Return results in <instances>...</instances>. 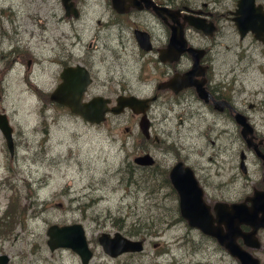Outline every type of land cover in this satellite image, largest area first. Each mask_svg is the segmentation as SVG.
<instances>
[{
	"label": "flooded vegetation",
	"instance_id": "obj_1",
	"mask_svg": "<svg viewBox=\"0 0 264 264\" xmlns=\"http://www.w3.org/2000/svg\"><path fill=\"white\" fill-rule=\"evenodd\" d=\"M236 0H228L227 8L219 5L220 0H67L71 8L77 12L74 17L72 10L64 8L61 0H58L59 12L54 8H48V14L42 16L35 11L37 22V35L39 39H44L45 35H50L53 48L50 49L47 56V66L53 67L48 73L47 78L51 81L48 87H36L32 79L25 75L26 83L34 86V94L43 101H50V96L63 83L61 73L69 68L76 66L83 67L87 71L89 81L85 83L81 98L88 101L94 96L108 98L107 112L105 117L99 123H90L83 121L88 127L105 126L106 137L110 141H125L121 131L127 132V135H141L143 140L154 144H164L162 140V128L154 126L152 105L159 106V112L172 113L181 124L183 118L186 122V130L189 134L199 135L204 142L189 143L188 145H175L171 151L164 150L161 154H168L170 160L166 158L162 162H156V157L151 153V149L144 147L139 154L144 153L151 156L152 164L137 165L138 168L157 169L152 173L144 175L146 180L144 189L145 197L151 205L163 206L154 214V218H160L169 228H182L181 236L176 237L173 246L180 252L178 257H172L169 249H161L158 243H152L156 250L151 261L147 263H131L127 258L132 259L138 252H124L116 256L108 255L98 242L100 233H106L109 237L116 230L100 231L96 236V245L99 250L92 251L88 264H93L94 257H99L101 264H264V97L258 104H252L248 101V95H241L237 89L236 68H251L257 66L258 72L264 75V47L252 37L250 33L244 34L241 38L238 36L236 28L233 26L230 11L235 8ZM256 4H261L264 9V0H254ZM216 3V4H215ZM218 3V4H217ZM93 5L97 8L95 24L108 30H116L118 39L123 38L126 44H131L132 50L137 58H142L144 62L151 64L152 69L146 73V64H140L139 73L133 80L125 79L123 76L114 77L108 73L104 79L96 76L98 68L94 66V57L99 55L103 60L106 55L113 59H120L121 53L114 50L116 46L109 40H103V43L94 41L96 36L86 44H79L78 33L72 31L75 28L71 24V18L77 19L79 13L84 8ZM47 16L52 17L53 25L48 29ZM201 17L211 22L213 32L204 34L191 25H187V19ZM227 21L234 27L237 42L229 40L225 46L226 50H232L234 58L232 63L217 65L214 62L218 53L213 54L219 45L220 31L218 25L219 19ZM183 23V37L185 38V47L201 50L197 63H193L192 50L191 55L187 52H181L175 58L172 53L162 54L170 40L171 24ZM3 33L9 39L17 38V33L21 29L16 28V24L7 21L5 27H2ZM140 30L146 34L148 49L145 50L140 46L135 38V31ZM189 31L198 33L208 42L196 41ZM225 34V33H224ZM129 35V36H128ZM72 38L75 40L72 41ZM144 38V37H143ZM245 38L247 43H243ZM49 39V36L45 38ZM17 40V39H16ZM145 46V43L143 44ZM123 46V44H119ZM76 47V48H75ZM4 56L7 60L6 70H12L11 66L15 63L22 65V54L18 51L11 50ZM13 56V57H11ZM161 56L165 58H161ZM11 57L10 60L7 58ZM32 59L25 60V66L28 68ZM5 72V71H4ZM190 72V80L194 84L181 87L178 82L174 86H169L166 82L179 78ZM28 76V77H27ZM135 84V85H134ZM80 86V84H79ZM150 88L151 93L144 98L154 99L150 102L145 112L148 120V137L140 132L139 119L141 114H135L130 109L123 108L120 112L114 113L109 108L116 107L117 96L134 95L136 87ZM197 87L200 88L198 95ZM74 93H67L64 96L71 97ZM61 96V95H59ZM57 97V95H56ZM139 97V98H140ZM52 104H56L52 102ZM58 105V104H56ZM62 109H68L60 105ZM162 110V111H161ZM70 113V112H69ZM128 114L135 121L134 130H129L119 119L120 114ZM71 114V113H70ZM239 114L247 123V132L243 134L240 131V123L235 119ZM163 116V114H161ZM183 116V118L181 117ZM79 117V116H78ZM162 120L163 117H161ZM11 155V154H10ZM134 156V157H135ZM131 163H126V168H131ZM179 166L177 174L180 176L184 169H189L194 177L196 184L201 191V199L208 208V213L212 218L211 225L215 228V233L221 234L226 241H233L235 246L227 249L218 239L207 233H202L197 227L189 226L181 216L178 208L179 194L171 186L168 177L169 171L174 166ZM146 173V172H144ZM254 193H258V207L252 209V200ZM157 200H153L155 195ZM189 194V193H187ZM147 195V196H146ZM170 200V203L166 204ZM151 201V202H150ZM173 203L172 205H169ZM75 208L82 211L85 204L76 202ZM58 207L62 205L57 204ZM238 205V206H233ZM174 209L170 208L173 207ZM48 207V206H47ZM57 207L51 205L50 208ZM170 208V209H168ZM70 212V209H68ZM24 213V210L22 211ZM81 215V213H80ZM63 218L54 220L51 224L65 226L67 224L80 223V218L68 219ZM22 226V222L18 223ZM85 230V228H84ZM122 236L131 240H140L142 249L146 238L138 235H127L118 231ZM86 238V237H85ZM7 240V238H0ZM1 241L3 245H9L6 250L1 246L0 255H5L6 259L3 264H81L76 253L63 248L50 251L46 245V235L40 249L35 245V249H29V253L14 251L13 256L9 251L11 243L15 244L16 240ZM42 241V240H41ZM44 246V247H43ZM48 251L43 253V249ZM160 248V249H158ZM170 258H166V254ZM158 256L160 257L158 259ZM98 260V261H99ZM118 260V262H116ZM164 260V263L162 261ZM98 264V262L96 263Z\"/></svg>",
	"mask_w": 264,
	"mask_h": 264
},
{
	"label": "rangeland",
	"instance_id": "obj_2",
	"mask_svg": "<svg viewBox=\"0 0 264 264\" xmlns=\"http://www.w3.org/2000/svg\"><path fill=\"white\" fill-rule=\"evenodd\" d=\"M218 3L225 8L229 6L228 0H220ZM48 8H54L59 12L58 0H0V112L7 114L9 126L12 127L14 149L10 155L0 132V219L12 199L16 205L14 212L12 211L15 215L10 214L8 217L13 218L12 221L14 216L17 219V225L7 239L17 242L11 243L7 251L15 256L16 254L12 252L19 251V248L25 250L24 253H29V249L31 247L35 249L36 244L40 249L38 243L42 246L46 227L54 220L63 218L64 214L66 218L74 220L81 215L84 216L82 225L92 250H99L95 237L100 231L116 230L146 238L143 251L138 252L132 259L127 258L131 263H147L154 259L153 254L156 250L152 243L158 242L162 246L161 249L165 247L169 249L172 257L179 258L180 251L173 243L176 237L181 236L183 229L180 227L166 230L164 220L154 218L158 210L165 208L162 205H151L145 197L144 175L154 172L157 167L138 168L134 166L132 159L146 147L151 149L157 163L166 158L170 160L168 154L162 156L164 150L171 151L177 144L188 145L205 140L197 135L195 130L194 134L188 133L183 116H181L183 121L179 124L172 113L165 112V109L164 113H161L162 116L159 106L153 104V125L164 131L162 134L164 144L152 145L144 141L143 136L127 135L124 131L121 133L125 141H110L104 133L105 126L95 129L88 127L83 123L84 120L72 112L70 114L60 105L36 97L34 86L51 85L47 75L53 67L47 66V56H50V49L54 45L50 35L39 39L38 21L34 15L35 11L42 16L47 15ZM97 14V8L90 5L79 13L77 19L71 18V24L75 28V30L72 28V31L74 34L78 33L80 38V43L74 46L86 44L95 35L94 41L103 43L109 40L116 46L114 50L121 53L120 59L106 55L102 60L98 54L95 55L93 64L98 68L96 76L104 79L106 74L110 73L115 78L123 76L125 79L133 80L139 73L140 64H146L145 71L148 73L152 69L151 64L137 58L131 44L124 46L123 38L118 39L115 29L108 30L96 25ZM9 19L16 24L17 29H21V32L17 33V38L9 39L6 34H2V27L6 26ZM46 20L50 29L54 19L47 16ZM222 20L223 18L219 19L218 25L223 34L217 39L219 45L213 52L218 53L214 62L220 66L226 62L232 63L233 51L226 50L225 46L230 45L229 40L237 42L234 27ZM189 33L201 43L210 41L204 40L193 31ZM47 36L48 40L45 39ZM74 40L72 38V41ZM247 41L245 38L243 43ZM12 49L22 54V65L15 63L9 71L6 70L7 60L2 55ZM11 57L7 59L10 60ZM27 58L32 59L28 68L25 66ZM236 73L235 82L239 93L247 94L250 103L258 104L264 97V75L258 72L257 66L236 68ZM25 75L33 80L34 86L26 83L23 79ZM150 93V88L140 86H137L134 92L139 97ZM117 119L123 125V130L124 126H127L129 130L135 131L133 124L136 120L130 115L120 114ZM126 163L133 165L126 168ZM153 200L160 203L157 194ZM76 202L85 204L82 211L74 209ZM168 203L170 200L166 202ZM52 204L57 207L50 208ZM57 204L62 206L58 207ZM170 208L174 209V206ZM19 221L22 222V226H18ZM2 240L0 239V247ZM8 246L2 247L6 250ZM42 252L48 253L45 248ZM166 258H170L168 253ZM98 260L99 257H94L93 264L103 263Z\"/></svg>",
	"mask_w": 264,
	"mask_h": 264
},
{
	"label": "water",
	"instance_id": "obj_3",
	"mask_svg": "<svg viewBox=\"0 0 264 264\" xmlns=\"http://www.w3.org/2000/svg\"><path fill=\"white\" fill-rule=\"evenodd\" d=\"M64 8L72 10V15L75 17L77 12L71 8V4L67 3V0H61ZM235 8L229 12L231 14V20L233 26L236 28L238 36L241 38L244 34L250 33L255 40H257L264 47V9L261 4H256L254 0H236ZM187 25H191L193 29H197L204 34H211L214 30L211 22H205L204 18L196 17L194 19H187ZM183 23L171 24L170 40L167 47L162 50V54L172 53L175 58L181 52L187 51L191 55L193 63H197V59L200 56L194 48L190 49V46L185 47V38L183 37ZM135 38L138 40L140 46H143L145 50L149 47L146 45L148 41L145 39L146 34L140 30L135 31ZM144 37V38H143ZM145 43V46L143 45ZM161 58H165L161 56ZM190 72L185 73L182 77L174 78L171 81H167L166 84L174 86V82H178L181 87L194 84L190 80ZM63 83L53 92L50 96V100L56 104H60L68 109V111L82 120L84 119L90 123H99L105 117L107 112L108 98H102L100 96H94L88 101H84L81 98L82 91L85 89L83 86L89 81L87 71L81 66L75 68H69L61 73ZM80 84V86H79ZM74 93L71 97L64 96L67 93ZM198 95L200 94V88L197 87ZM57 95V97H56ZM61 95V96H59ZM154 99L136 97L134 95L117 96L116 107L109 108L114 113L120 112L123 108L130 109L135 114H141L139 121L140 132L148 137V120H146L145 112L148 109L150 102ZM235 119L240 123V131L245 134L247 132V123H245L242 116L235 115ZM0 132L5 139V146L9 153H13V140L11 137L12 127L9 126L8 118L5 113L0 112ZM133 162L137 165L152 164L153 160L151 156L144 153L133 157ZM179 166H174L170 169L168 177L170 179L171 186L179 194L178 208L181 216L185 219L189 226L197 227L202 233H207L214 236L218 241L223 244L227 249L231 246H235L233 241H226L221 234L215 233V228L211 225L212 218L208 213V208L205 202L202 201L200 195L201 191L196 184L194 177L189 169H184L182 175H178ZM189 193V194H187ZM258 193L250 198L252 200V209L255 210L258 207ZM238 206V205H233ZM46 245L50 251H54L57 248L69 249L76 253L81 264H88V260L92 251L87 244V238H85L84 227L80 223L67 224L65 226H58L56 224L48 225L46 227ZM99 245H101L104 251L112 256L122 254L124 252L142 251L140 240H131L122 236L118 231L114 232L111 237L106 233H100L97 237ZM6 259L5 255H0V264H3Z\"/></svg>",
	"mask_w": 264,
	"mask_h": 264
},
{
	"label": "trees",
	"instance_id": "obj_4",
	"mask_svg": "<svg viewBox=\"0 0 264 264\" xmlns=\"http://www.w3.org/2000/svg\"><path fill=\"white\" fill-rule=\"evenodd\" d=\"M14 202H15L14 199H12L11 202L7 205L8 208L4 211L2 215V219H0V238L10 237V235L14 231V228L17 225V221H16L17 219L15 218V216H14L13 221L11 220L13 218L8 217L10 214L15 215L13 213L16 208V205Z\"/></svg>",
	"mask_w": 264,
	"mask_h": 264
}]
</instances>
